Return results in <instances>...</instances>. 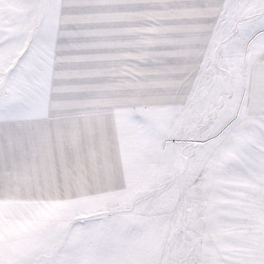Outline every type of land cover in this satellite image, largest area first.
Segmentation results:
<instances>
[{"label":"snow or ice","instance_id":"obj_1","mask_svg":"<svg viewBox=\"0 0 264 264\" xmlns=\"http://www.w3.org/2000/svg\"><path fill=\"white\" fill-rule=\"evenodd\" d=\"M0 264H264V0H0Z\"/></svg>","mask_w":264,"mask_h":264},{"label":"rangeland","instance_id":"obj_2","mask_svg":"<svg viewBox=\"0 0 264 264\" xmlns=\"http://www.w3.org/2000/svg\"><path fill=\"white\" fill-rule=\"evenodd\" d=\"M163 250H161V252H162Z\"/></svg>","mask_w":264,"mask_h":264}]
</instances>
